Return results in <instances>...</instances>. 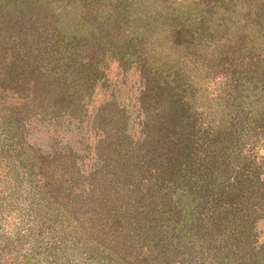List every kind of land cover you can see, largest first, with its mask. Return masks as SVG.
Returning <instances> with one entry per match:
<instances>
[{"label":"rangeland","instance_id":"rangeland-1","mask_svg":"<svg viewBox=\"0 0 264 264\" xmlns=\"http://www.w3.org/2000/svg\"><path fill=\"white\" fill-rule=\"evenodd\" d=\"M0 264H264V0H0Z\"/></svg>","mask_w":264,"mask_h":264}]
</instances>
